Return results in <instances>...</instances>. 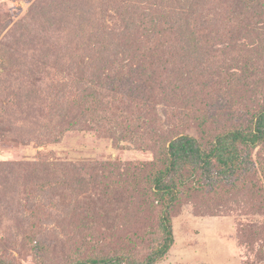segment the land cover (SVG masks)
Segmentation results:
<instances>
[{"label": "trees", "instance_id": "trees-1", "mask_svg": "<svg viewBox=\"0 0 264 264\" xmlns=\"http://www.w3.org/2000/svg\"><path fill=\"white\" fill-rule=\"evenodd\" d=\"M79 3L89 9L81 14L80 23L61 15L63 18L56 17L50 26L56 25L55 30L37 31V28V35L33 36L34 31L27 32L29 26L21 21L19 32L14 28L12 37L0 43V140L7 142L12 135L7 124L11 114L16 115L13 108L9 114L14 106L18 116L30 110L45 122L32 134L29 129L25 135L20 133L18 141L21 138L22 142H57L67 132L81 128L107 134L113 142L131 141L136 149L151 151V160L129 163L127 172L119 161H108L90 164L85 174L92 170L90 167H96L92 171L102 173L103 177H119L106 184L121 186L122 194H128L133 201L140 194L150 197L149 211H153L155 203L161 207V241L143 261L132 255H118L72 264H156L174 244L172 215L181 200L182 186L192 182L202 188L205 182L219 187V183L231 181L235 186V180L249 178L253 170L251 151L264 144V102L251 113L246 124L214 135L212 142L206 143L203 135L197 138L189 134L190 109L181 110L178 105L182 98L199 93L190 91L192 86L200 84L201 90L212 89L220 84L218 81L216 84L218 78L224 81L226 77L241 78L254 69V63L243 61L246 48L255 51L264 45L258 37L264 32L258 31V24L264 20V0H80ZM225 8L229 30L227 21L221 22L219 18ZM87 20L94 24L92 28L102 22L105 29H113L108 32L110 35L96 37L87 33L79 38L75 31L85 32L83 22ZM220 22L227 32L222 33ZM223 36H228L230 42L223 50H215ZM239 37L243 42L237 45ZM256 38L258 44L253 43ZM235 50L240 58H232L234 64L213 68L220 56L236 55ZM30 52L34 53L31 59ZM260 83L264 85V77ZM193 118L201 125L206 124L201 116ZM62 164L68 171L76 167L44 161L0 163V169L10 175L14 170H22L34 178L39 177L37 170L57 174V167ZM59 175L62 176L61 172ZM97 177L98 174L91 175L83 182L94 184ZM141 184H145L142 189Z\"/></svg>", "mask_w": 264, "mask_h": 264}, {"label": "rangeland", "instance_id": "rangeland-1", "mask_svg": "<svg viewBox=\"0 0 264 264\" xmlns=\"http://www.w3.org/2000/svg\"><path fill=\"white\" fill-rule=\"evenodd\" d=\"M79 1L0 0V43L10 39L14 28L19 32L21 21L29 26L27 32L34 31L33 36L37 35V28V31L55 30L56 25L50 26L56 17L68 15L76 24L80 23L81 14L89 9ZM219 18L221 22L227 21L228 29L227 8L220 12ZM83 23L86 31H75L79 38L87 33L96 37L110 35L108 32L113 29L110 26L105 29L102 22L93 28L89 20ZM258 26L259 32L264 31V20ZM262 34L258 37L264 42ZM227 37H222L223 42L215 50L224 49L230 42ZM240 39L237 45L243 42ZM253 43L258 44V39ZM246 49L248 58L243 62L254 63V69L241 78L226 77V81L218 78L216 84H220L212 89L201 90L200 84L192 86L190 91L199 93H191L190 98H182L178 103L181 110L190 109L187 131L193 137L204 136L203 143L212 142L214 135L233 126L246 124L251 113L264 102V85L260 83L264 77V45L255 51ZM235 51L236 55L220 56L213 68L234 64L232 58H240ZM33 55L30 52L29 59ZM1 101L0 98V104ZM12 108L16 115L11 114L7 124L12 135L7 142L0 140V163L45 161L76 167L68 171L62 164L57 167V174L37 170L39 177L34 178L22 170H14L10 175L0 169L1 264H72L118 255H132L143 261L163 238L159 228L161 207L155 203L153 211H149L150 197L140 194L133 201L128 194H122L121 186L106 184L119 180L117 176L103 177L102 173L92 171L96 167L85 172L90 164L108 161H119L127 172L129 163L149 161L153 153L136 149L131 141L113 142L107 134L81 128L67 132L57 142H22L21 138L18 141L20 133L25 135L29 129L32 134L45 122L30 110L18 116L14 106L9 114ZM195 115L204 118L206 124L195 121ZM250 159L253 170L249 178L235 180V186L233 181L219 183V187L205 182L202 188L192 182L182 186L181 200L172 215L174 244L156 264H264V144L251 151ZM97 174L94 184L83 182ZM127 181L130 184L131 179ZM144 187L141 184L140 188Z\"/></svg>", "mask_w": 264, "mask_h": 264}]
</instances>
